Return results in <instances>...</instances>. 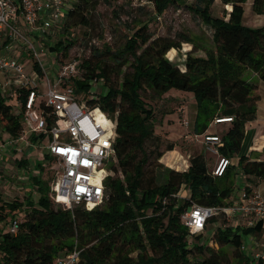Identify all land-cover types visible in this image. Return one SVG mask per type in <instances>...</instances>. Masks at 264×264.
Wrapping results in <instances>:
<instances>
[{
  "label": "trees",
  "instance_id": "1",
  "mask_svg": "<svg viewBox=\"0 0 264 264\" xmlns=\"http://www.w3.org/2000/svg\"><path fill=\"white\" fill-rule=\"evenodd\" d=\"M151 1L159 16L169 5L182 6L187 0ZM245 1L220 0L230 8L227 20L211 14L214 0H192L186 6L212 27L213 48L185 36L178 41L153 38L145 24L128 35L122 48L113 50L105 46L95 59L81 62L80 69L84 72L72 84L76 95L87 92L90 83L100 79L105 93L85 99V103L98 107L114 125L104 203L93 208L87 204L54 208L49 198L52 187L43 178V163H38L40 173L33 178L41 193L39 207L35 206L19 219L16 235L0 232V264H52L56 256L75 245L81 249L77 264H232L221 250L228 244L238 250L237 263L246 261L240 252L242 233L259 235L260 226L226 227L221 222L213 236L218 245L215 251L206 244H194L192 240L200 237L189 235L181 221V215L194 205H226L237 174L234 167H228L222 177L214 178L204 157L196 155L189 159L186 171L176 172L165 167L162 177L151 176L147 181L150 157L158 160L162 153L149 152L145 147L152 139L154 127L153 111L142 96L146 91L161 96L170 89L191 93L196 102L193 134L204 133L214 117H231V127L222 136L223 146L218 148V153L229 159L239 154L245 125L255 119L259 98L254 95L257 87L242 75L250 70L264 82V25L251 28L242 24ZM97 4L98 0H77L65 13L63 32L80 25L88 26L90 12ZM252 10L256 15H264V0H253ZM180 43H190L191 50L186 51L190 49L186 45L185 60L179 67L171 59ZM70 46L59 40L46 48L47 52L55 51L64 57ZM195 51H202L204 56L193 55ZM33 68H36L34 63ZM28 91L25 87L16 90L23 106ZM36 108L42 115L51 113L42 99ZM51 116L46 118L48 126L55 118ZM20 118L12 113L8 97L0 93V125L13 138L24 133ZM33 135L31 140L36 143ZM172 150V145L165 149L161 162L171 168L176 164L185 166L179 156L176 158L179 163L173 161L176 155ZM52 159L48 153L44 154V161ZM20 162L27 163L24 159ZM237 167L248 178L264 179V160L240 156ZM185 190L188 196H184ZM17 206V201L9 205L11 209ZM215 216L208 219L205 227L218 221ZM195 251L198 254L206 251L209 255L196 261Z\"/></svg>",
  "mask_w": 264,
  "mask_h": 264
},
{
  "label": "rangeland",
  "instance_id": "2",
  "mask_svg": "<svg viewBox=\"0 0 264 264\" xmlns=\"http://www.w3.org/2000/svg\"><path fill=\"white\" fill-rule=\"evenodd\" d=\"M75 2L66 3L64 8L67 11ZM192 0H187L182 6L169 5L161 15H157L155 12V6L151 0H98V4L93 11L90 12V22L88 26H77L71 28L68 32H61L55 34L50 42L45 46L53 45L59 40L68 42L71 46L68 48L66 55L62 57V60L75 59L81 62L88 59H95L96 54H100L105 46H109L113 50L122 48L128 35L137 26L147 25L148 32L153 38L165 37L178 41L182 36L190 38L194 42L201 43L207 48H213L212 43V27L205 23L201 18L190 11L186 6L189 5ZM253 0H246L243 4L244 14L242 17V24L247 27L257 28L264 25V15H256L252 10ZM230 8L227 5H223L220 0H214L211 6V14L215 17L227 20ZM94 41V43L92 42ZM63 43V42H62ZM91 43V44H89ZM188 45L191 50L190 43H180V48L176 50V54L171 61L179 67L183 65L185 60V47ZM55 53V51H53ZM195 56H204L202 51H195ZM167 57V56H165ZM167 59H169L167 57ZM170 60V59H169ZM109 63H112L108 60ZM20 62L24 68V74L33 79L37 85L38 91L44 94L46 90L45 78H40L33 69V63L29 60L28 54L25 53ZM46 64V61L43 59ZM84 71L80 69L78 75L74 78L80 80ZM50 78L54 76V73L50 70L46 72ZM244 80L253 83L257 89L254 95L258 96L256 103V117L253 121H250V125L247 127V131L242 141L239 154L234 155L232 162L237 163L240 156H246L250 152L256 150L260 151L264 148V82H262L252 71L246 70L242 75ZM5 77L0 75V84H3ZM73 84V82H72ZM4 89H7L4 87ZM12 96H9V103L12 105V113L20 117L22 111V101L18 98L16 91H11ZM105 93V87L103 82L98 79L90 83V87L87 92H82L78 95L79 100L85 101L92 97H99ZM147 106L152 109L153 117V136L145 147L147 151H156L162 153V156L166 153L165 149L169 146H173V153L176 157L173 161H176L177 156L181 157L185 161V166L182 164H176L175 168L166 166L161 162V158L155 160L153 156L150 157V164L147 168L146 179H151V176L157 178L162 177L165 174V167L172 169L176 172H182L189 166V159L196 155L201 154L204 157L207 164V169L211 170L217 160L219 154L210 151L206 148V145L202 142L201 135H194L192 133V122L196 113V102L191 93L182 92L175 89H170L169 92L158 96L152 92L146 91L142 94ZM99 111H93L92 116L98 117ZM105 123L107 130L113 132V126L111 122H108L103 116H99ZM21 119V118H20ZM23 123V121L21 120ZM24 131L28 133L27 145H20L18 147L20 151L10 152V147L7 150L2 151V154L6 158L5 169H0V176L5 182L0 184V232L7 233L8 225L10 221L9 216H14L18 219H22L26 212L31 211L38 204V200L41 193L34 185V178L39 175L38 163H43V178L47 181L48 185L53 186L57 177V163L55 160L44 161L45 146L48 143V138L44 136V139L40 143H35L31 140L32 126L23 123ZM231 127L229 124L213 125L210 129L211 132L218 134H225ZM3 127L0 125V144L5 142L3 138ZM10 146V143L9 145ZM253 154L252 156H254ZM26 158L27 163L21 165V159ZM216 158V159H215ZM261 160H264V155L261 156ZM163 165L162 168L156 165ZM2 170V171H1ZM2 172V173H1ZM240 176H238V179ZM236 180L232 187V193L229 197L232 204L238 202L241 196V189L244 187V180ZM249 183L259 185L254 178H245ZM243 182V183H242ZM261 189H264V183L261 184ZM188 196L189 192L185 190L184 196ZM49 198L52 201V206L56 207H69L65 204L58 203V200L53 195L52 191L49 193ZM17 201V208L11 209L9 205ZM100 206V205H99ZM39 207V206H37ZM89 207H91L89 205ZM94 205L92 206V208ZM218 221L207 224L205 230L197 233L195 236H199L200 239H193L194 244H206L207 247L217 251L218 245L214 243L213 236L217 231L221 222L227 226H232V218H228L224 213L218 212L215 216ZM228 218V220H226ZM240 224V223H236ZM242 227H245L242 225ZM243 241L245 242V249L243 255L249 258L252 254V241L248 234L242 233ZM75 245V244H74ZM224 251L226 258L232 262V264H243L236 262V254L238 250L231 244L224 245L221 249ZM209 255L204 251L202 254L194 253V259L200 261L204 257ZM264 264V260L262 263Z\"/></svg>",
  "mask_w": 264,
  "mask_h": 264
},
{
  "label": "built area",
  "instance_id": "3",
  "mask_svg": "<svg viewBox=\"0 0 264 264\" xmlns=\"http://www.w3.org/2000/svg\"><path fill=\"white\" fill-rule=\"evenodd\" d=\"M67 1L0 0V75L5 77L4 83L0 84V93L9 98L12 90L29 89L24 106L22 103L21 120L32 126L33 134H44L48 138L45 148L57 163L53 195L58 203L70 208L82 204L99 206L104 203V182L110 175L108 163L113 154L114 125L98 107L88 106L76 95L72 82L80 71L81 61L62 60V55H50L45 46L56 32L64 31V6ZM25 53L36 65L33 68L36 74L46 80L44 94L39 93L33 79L24 74L20 58ZM47 70L54 73L52 78L46 73ZM40 99L51 108L48 116L42 115L36 108ZM93 111H99V116L111 122L113 132L106 129L102 118L99 120L92 116ZM52 114L55 118L48 126L46 118H52ZM214 122L230 123L232 118H216ZM204 144L217 153L218 148L223 146V140L218 135H205ZM218 157L211 171L214 178L222 177L231 164L228 157L220 154ZM219 211L228 218H238V226L254 228L257 221L264 224V194L244 188L237 206L224 209L194 205L181 215V221L188 228L189 235L197 234L204 230L208 219ZM19 225V219H11L8 233L16 235ZM244 249L242 244L240 252L243 253ZM252 251L243 264H258L264 260V227L262 239L252 243ZM80 253L81 249L75 245L56 256L52 264H77Z\"/></svg>",
  "mask_w": 264,
  "mask_h": 264
},
{
  "label": "crops",
  "instance_id": "4",
  "mask_svg": "<svg viewBox=\"0 0 264 264\" xmlns=\"http://www.w3.org/2000/svg\"><path fill=\"white\" fill-rule=\"evenodd\" d=\"M70 2H75V0H68L67 1V3H70ZM60 32H56V34H59ZM38 35H39V33H38ZM37 35V36H38ZM36 39V38H35ZM50 39V42H52V39H54V37H52V38H49ZM46 43H48V41H46ZM37 45H39V44H37ZM51 45V44H50ZM52 53H54V52H51V54L50 55H52ZM255 76H257L255 73H253ZM2 76V75H1ZM258 77V76H257ZM196 114V113H195ZM216 118H219V117H214L213 118V120L209 123V125H208V127H207V129L205 130V132L204 133H202V134H200L201 135V137H202V142L204 143V137H205V135H218V136H220V137H222L223 135H224V133L223 134H218V133H216V132H211L210 131V129H211V127L213 126V125H218V124H229V122H222V123H215L214 122V120L216 119ZM194 119H195V115H194ZM193 123H194V120H193V122H192V133H193ZM231 123V122H230ZM250 123L251 122H248V123H246V125H245V131H244V136H245V133H246V131H247V127L250 125ZM4 131H3V133H2V135H3V138H5L6 140H5V142H3L2 144H0V169H5V167H6V165H5V163L7 162L6 161V156L5 155H3L2 154V151H5V150H7V147H10V152L12 153V152H17V151H20V149L18 148V147H21L20 145L23 143V145H27V139H28V133L27 132H24L22 135H20V136H18V137H16V138H13V137H11L6 131H5V129H3ZM195 135V134H194ZM200 135H198V136H200ZM32 136H34L33 134H32ZM36 137V143H40L43 139H44V137H42V138H39L38 137V135H36L35 136ZM9 143H10V146H8L9 145ZM173 151V150H172ZM45 153H48L47 152V150H46V148H45ZM253 154H255L254 156H252ZM199 155H201V154H199ZM262 155H264V148H262L260 151H256V150H254V151H252V152H250L248 155H246L250 160H261V156ZM217 160L215 161V165H216V163L218 162V160H219V157H218V155H217ZM215 158V159H216ZM22 159H26V158H22ZM232 159L233 158H230V161H231V164H230V167H234L235 169H236V176H235V178H233V183H235V181L238 179V176H240V180H244V182L245 183H243V185H244V187L241 189V193L243 192V189L244 188H248V189H250V190H254V191H258L259 193H261V194H264V189H261V184L262 183H264V179H258V178H254V179H256L257 181H256V183H259V185H256V184H252V183H249V182H247L246 180H245V178H247V176H245L241 171H240V168L239 167H237V163L236 164H234L233 162H232ZM54 160V159H53ZM176 162H178L179 163V161H177L176 160ZM215 165L213 166V168L210 170V171H212L213 169H214V167H215ZM168 168V167H167ZM188 168V167H187ZM187 168L184 170V171H186L187 170ZM1 170V171H2ZM183 172V171H182ZM2 173V172H1ZM249 178H253V177H249ZM238 179V180H239ZM56 181V180H55ZM1 182H5L4 180H2V177L0 176V184H1ZM54 185H55V183H54ZM54 185L53 186H51L52 187V193H53V187H54ZM239 200V199H238ZM238 205V202L236 203L235 202V204H232V201L230 200V198L226 201V205H224L223 206V208L225 209V208H233V207H235V206H237ZM229 216V215H228ZM228 220V219H227ZM232 226H238V224H234L235 222H237V223H240L239 221V219L238 218H236V217H232ZM226 226V225H225ZM257 226H260V233H259V235L257 234H249L248 235V238L250 237V240L252 241V243H256V241H258V242H260L261 241V239H262V227H264V224H262V221H257V223H256V226L254 227V228H256ZM231 227V226H230ZM254 228H252V229H254ZM243 244H244V246H245V242L243 241ZM242 255H243V253H242ZM243 257L245 258V256L243 255ZM247 258V257H246Z\"/></svg>",
  "mask_w": 264,
  "mask_h": 264
},
{
  "label": "bare ground",
  "instance_id": "5",
  "mask_svg": "<svg viewBox=\"0 0 264 264\" xmlns=\"http://www.w3.org/2000/svg\"><path fill=\"white\" fill-rule=\"evenodd\" d=\"M99 120L101 119L99 116L97 117ZM91 207L93 206L92 204H89Z\"/></svg>",
  "mask_w": 264,
  "mask_h": 264
}]
</instances>
